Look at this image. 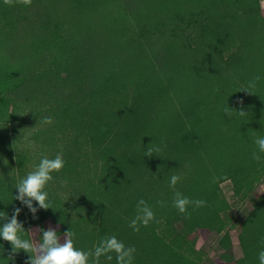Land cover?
Segmentation results:
<instances>
[{"label":"trees","instance_id":"16d2710c","mask_svg":"<svg viewBox=\"0 0 264 264\" xmlns=\"http://www.w3.org/2000/svg\"><path fill=\"white\" fill-rule=\"evenodd\" d=\"M65 2L68 11L54 5V14L65 16L75 35L94 42L93 47L85 44L92 84L82 97L71 94L61 102L55 126L69 130L74 149L63 153V169L52 173L54 179L45 187L48 209L33 201L34 218L26 205L13 199L18 195L17 180L27 174L15 167V173L9 168L0 174V211L10 218L20 208L17 219L26 230L21 235L32 241L34 236L41 240L49 218L62 241L70 228L75 247L84 251L105 235H115L135 247L133 264H200L205 253L195 246L192 235L207 230L224 233L220 243L225 251L214 264H259L258 253L264 249V193L237 228L244 253L237 258L225 216L231 205L221 184L231 180L235 193L246 196L264 177V153L260 162L251 158L258 151L254 138L264 136L261 1L132 0L125 14L118 0ZM11 8L16 9V4ZM11 8L1 6L0 13L14 20ZM4 40L0 38V49ZM196 66L204 75L194 102H154L144 112L137 111L133 102L165 99L172 81L187 67ZM174 70L170 78L168 73ZM256 76L260 80L255 93L241 90ZM7 106L8 102H0V118ZM226 106L236 109L232 116L224 113ZM237 110L246 114L240 116ZM168 112L174 114L172 121ZM44 136L48 143L54 142L52 128ZM85 143L93 149L99 167L86 182L75 152ZM149 145L160 151L145 156ZM172 175L181 177L176 190L192 200L206 201L199 208L189 205L187 218L172 205ZM65 179L73 188L71 194L80 197L71 196L75 202L55 185V180L63 184ZM140 199L152 206L160 222L152 221L137 232L129 222ZM11 249L10 242L0 237V264H25L29 254L21 250L8 260ZM112 255L111 261L102 256L100 264H116Z\"/></svg>","mask_w":264,"mask_h":264},{"label":"rangeland","instance_id":"374dc122","mask_svg":"<svg viewBox=\"0 0 264 264\" xmlns=\"http://www.w3.org/2000/svg\"><path fill=\"white\" fill-rule=\"evenodd\" d=\"M260 1L264 8V0ZM118 3L124 14L131 10L132 0H118ZM14 5L15 3L8 6L4 4V0H0V7L8 9ZM54 5L60 10L62 7V12L68 11L65 0H32L31 6L16 4V9H10L14 11V20L10 14L5 16L0 13V38L9 40V43L4 40L0 49V102H8L7 111L0 118L3 120L0 123V174L6 173L9 168L15 173L12 171L15 167H22L25 173H28L39 163L42 155L51 158L61 149L63 153L74 149L68 140L71 135L69 130L64 131L55 126L60 120L58 112L62 106L61 102L68 101L71 94H81L82 97L92 84L93 79L86 68L85 49L86 45L93 47L94 42L84 35H75L74 27L66 17L62 19L60 12L54 14ZM50 9L54 15H49ZM79 38H82V41ZM160 58H163L162 55ZM2 61L9 69L3 66ZM175 71L168 73V76L172 78ZM203 75L204 72L201 74L198 66L187 67L172 81V91L165 99L133 103H136L137 111L144 112L145 108L154 102H194L192 97L196 95V87L199 86ZM137 111L133 112L134 116H137ZM173 115L168 112L171 121ZM45 116L52 118L51 124L39 123ZM50 128L54 130L53 143H48L44 136ZM26 136L35 141V149L25 147ZM80 148V151L77 149L75 152L80 156L79 168L86 182L87 178L98 172L99 167L95 165L97 157L93 154L91 146L85 143L81 144ZM55 185L63 187V193L69 196L71 202H75L72 198H80L77 194H71L73 188L68 186V183L59 184L55 180ZM221 189L231 205L225 216L228 220L227 229L233 240L232 249L234 255L239 258L244 253L237 228L254 207L255 199L264 193V177L246 196L235 193L231 180L224 181ZM60 190L62 191V188ZM46 226L54 229L57 227L51 218L47 220ZM223 234L217 230H207L192 235L195 246L205 253L200 264H214L225 251L220 243ZM34 241L40 239L34 236Z\"/></svg>","mask_w":264,"mask_h":264},{"label":"clouds","instance_id":"9594fccd","mask_svg":"<svg viewBox=\"0 0 264 264\" xmlns=\"http://www.w3.org/2000/svg\"><path fill=\"white\" fill-rule=\"evenodd\" d=\"M22 4L24 6H31L32 0H4V4L12 6L13 4ZM260 80L256 76L250 81L247 87L241 90H246L249 93H255L253 90L256 87V82ZM240 90V91H241ZM242 104L243 101H240ZM233 108L226 106L223 111L226 115H233ZM240 116L246 114L243 110H237ZM39 123L51 124L52 118L45 116L41 118ZM25 147L30 149L36 148V143L30 137H24ZM254 143L258 151L252 153V159L260 162L262 157L260 153H264V136H257L254 138ZM160 149L148 146L145 151V156H152L154 153L159 152ZM65 165L63 150L59 151L54 157L42 155L39 163L35 165L34 169L29 171L23 178L17 180L15 188L18 189V195L13 199L21 201L32 212L34 218L37 212V207L33 206V201L38 203L39 208L48 209L50 204L48 202V192L45 187L49 181H53L52 173L60 172ZM179 175H172L169 181V187L173 189L172 205L181 214H186V218L190 216L187 209L189 205L194 208H199L206 205V201L201 199L192 200L184 196L181 192L176 190V184L180 181ZM215 182V178H214ZM64 185L67 180H63ZM158 204L163 206V201H157ZM21 209L15 208L13 215L9 218L8 214L0 211V220L6 221L0 224V237L3 240L10 242L12 249L8 255V260L15 259V253L23 250L28 253V259L25 264H100V258L103 256L108 261L113 259L115 254L116 264H133L134 253L136 251L134 246H126L123 241L119 240L115 235H105L92 249L84 251L77 249L74 245L75 232L70 228L64 232L63 241L57 235V230L49 227L47 230L41 229L42 238L40 241H32L22 237V233H26L22 223L17 219ZM156 220L155 213L151 205L145 200L140 199L136 205V215L129 222V227L133 231H139L141 226L147 227L150 222ZM264 243V240H262ZM259 264H264V249L258 253Z\"/></svg>","mask_w":264,"mask_h":264}]
</instances>
